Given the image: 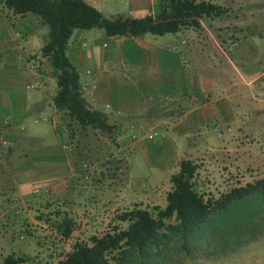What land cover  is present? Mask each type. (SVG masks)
Instances as JSON below:
<instances>
[{"label": "crops", "instance_id": "0c3cea01", "mask_svg": "<svg viewBox=\"0 0 264 264\" xmlns=\"http://www.w3.org/2000/svg\"><path fill=\"white\" fill-rule=\"evenodd\" d=\"M154 1L133 0L130 14H148ZM204 1L224 6L228 13L202 21L200 31L190 28V35L196 38L193 44L178 36L183 30L161 42L148 38V34L109 37L94 28L98 32L74 31L68 55L81 75L89 103L119 119L123 128L119 136L123 141L128 139L122 150L127 149L129 155L141 153L161 170H179L180 161L190 158L200 164L201 176H208L210 167L232 173L238 165L228 161L236 159L234 152L239 151L242 156L250 153L246 158L254 159L246 169L239 166L249 175L257 174L256 160L261 157L252 154L255 147H246V139L240 140L237 148L226 141L224 148L217 150L206 132L213 122L230 128V122L241 115L243 103L251 106L248 118L244 116L250 119L251 127L262 121L264 0ZM155 9L157 13V5ZM38 24L44 29L42 34ZM46 28L35 15H15L0 0V231L4 232L16 221L27 220L35 228L36 224L44 226L43 214L47 215L46 208L57 190H68L67 179L80 178L87 167L75 171L65 132L59 125L53 104L58 73L42 55L43 39L49 31ZM185 93L188 111L182 118L144 123L148 100L155 96L179 98ZM154 133L157 135L149 139ZM208 152L215 155L208 157ZM125 167H129L127 160ZM200 174L201 186H205L208 182L204 183ZM32 203H44L40 216L32 215L38 210Z\"/></svg>", "mask_w": 264, "mask_h": 264}, {"label": "trees", "instance_id": "16d2710c", "mask_svg": "<svg viewBox=\"0 0 264 264\" xmlns=\"http://www.w3.org/2000/svg\"><path fill=\"white\" fill-rule=\"evenodd\" d=\"M3 1L15 15L33 14L48 26L42 55L49 58L58 73L53 104L76 172L82 168L81 161L88 159V155L83 158L80 147L90 131L106 134L113 142L123 128L118 118L93 107L85 96L81 75L68 55V43L74 31L99 28L109 37L164 36L186 28L200 31L202 21L222 18L228 13L226 7L204 0H160L157 13L150 11L141 17H108L84 0ZM187 96V93L179 98L155 96L148 100L142 117L144 123L182 118L188 111ZM116 161L115 169L109 166L113 160L101 164L103 170L99 174L117 187L114 180H120L124 172L123 162ZM200 169L199 163L190 158L182 159L178 172L170 177L172 187L167 192L164 208L148 209L136 204L116 218L127 224L126 228L116 226L103 236L90 237L88 243L76 242L71 252L57 264H110L109 258L125 263L143 253L151 257L156 248L160 255L172 243L188 256L192 255L193 246L198 249L204 242L218 241L225 248H232L233 244L228 245L223 240L246 232L256 217L264 220V178L233 187L217 198H206L198 178ZM55 228L62 236L70 237L76 231V224L66 215ZM31 260L29 256L11 254L3 264H26Z\"/></svg>", "mask_w": 264, "mask_h": 264}, {"label": "rangeland", "instance_id": "374dc122", "mask_svg": "<svg viewBox=\"0 0 264 264\" xmlns=\"http://www.w3.org/2000/svg\"><path fill=\"white\" fill-rule=\"evenodd\" d=\"M84 1L106 16H132L130 13L134 10L133 0ZM143 1L147 3V0ZM151 4L152 6L147 8L148 11H155L156 5L159 6V0ZM35 18L38 19L39 17L35 15ZM40 27V29L38 28L39 33L43 30L42 34L44 29L42 26ZM190 30V28L184 29L178 36L182 37L188 44H193L196 38L195 36L192 37L193 31ZM100 31L105 32L103 29ZM92 32H98V29H93ZM174 35L148 34V38H158L163 42L165 38H172ZM250 110L251 106L243 103L240 109L241 115L236 116V119L230 122V128L220 122H213L206 133L210 144L217 150L224 148L226 141L232 142V147L237 148L240 145V140L246 139V147L249 145L255 147L252 154L261 157V159L256 160L257 171L260 170V172L252 175L247 174L244 169L254 159L246 158V156H251L250 153L247 155L243 153L242 156L241 152L236 151L234 154H238L236 155L237 158L234 159L233 157L231 161H228L238 165V168H234L232 173H227L226 169L223 168L210 167L209 170L212 171L210 175L207 176L203 173L201 176L200 174L202 181L208 182L205 186H201L205 188L206 198H217L233 187L243 186L250 180L254 182L258 180L257 178H264V116L260 118L262 121L259 126L251 127L250 119L246 120L244 117L248 118L247 114H250ZM127 143L128 139L123 141L118 135L112 142L108 135L90 131L88 136L83 139L80 147L84 154L83 158L88 155V159L81 161L82 167L87 166L86 171L79 176L80 178L72 176L67 179L68 190L66 189L63 193L57 190L53 196L54 200L50 201L51 205L46 208L49 210L47 215L43 214L42 224L44 226L41 227L40 224H36L37 228H35V224L24 220L9 224V227H5V232L1 229L0 264H3L4 259L13 253L29 256L32 260L26 264H57L59 260L64 259L71 252L72 246L76 242L88 243L90 237L103 236L111 232L116 226L126 228L127 224L118 222L116 218L122 212L134 208L136 204H141L148 209L155 206L164 208L167 204L165 199L168 189L172 186L170 177L178 171V168L171 167L167 170H161L150 165L141 153L132 152L129 155L127 149L123 151ZM110 152L113 154L112 157ZM214 155V153L208 152L207 156L213 157ZM219 157L223 159V156L220 155ZM117 159L123 162L122 172L124 173H121L120 180L115 178L114 182L118 183L116 187L110 183L109 178L102 177L99 172L107 160H113L109 166L115 169L118 166ZM221 159L219 160L220 167L223 166ZM126 160L129 162L127 170L125 167ZM214 162L218 166L217 162ZM101 164L103 165L101 166ZM240 164L244 169L239 166ZM231 184L235 186H230ZM43 204L39 206L32 203V207L38 208V210L32 211L34 217L40 216V207ZM17 210L20 208L18 207ZM20 215L18 213L17 218ZM66 215L72 218L76 224V231L70 237L62 236L55 228L56 224ZM28 231L32 233H27ZM223 242L228 243V245L233 244V247L225 248L223 243H218V241L204 242L202 247H197L198 249L193 246L192 255L189 257L185 252L179 251L177 246L172 243L166 251L163 249L164 251L163 253L161 251L162 254L160 255H157L159 248H156L151 252V257L143 253L139 258L129 259L125 263L119 262V259H109L110 264H264L263 219L256 217L253 226L248 228L246 232H240L236 237L223 240ZM117 256L122 257L121 254Z\"/></svg>", "mask_w": 264, "mask_h": 264}, {"label": "built area", "instance_id": "2783aa9c", "mask_svg": "<svg viewBox=\"0 0 264 264\" xmlns=\"http://www.w3.org/2000/svg\"><path fill=\"white\" fill-rule=\"evenodd\" d=\"M155 135H157V133L151 134V135L149 136V139H153Z\"/></svg>", "mask_w": 264, "mask_h": 264}]
</instances>
